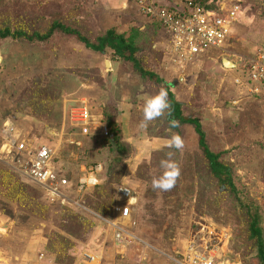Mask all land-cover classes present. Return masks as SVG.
Listing matches in <instances>:
<instances>
[{
    "label": "rangeland",
    "instance_id": "1",
    "mask_svg": "<svg viewBox=\"0 0 264 264\" xmlns=\"http://www.w3.org/2000/svg\"><path fill=\"white\" fill-rule=\"evenodd\" d=\"M239 1L242 13L225 48L180 60L138 0H0L1 30L42 33L59 22L93 43L114 30L135 47L141 66L161 78L142 76L109 46L96 51L61 29L44 41L0 37V147L8 120L19 140L50 143L56 164L74 184L61 186L72 199L79 197L74 186L84 169L99 165L101 171L100 183L77 207L52 200L12 167L16 155L0 152V264H184L190 255L214 264H264L251 231L256 215L264 238V99L235 85L240 70L224 64L227 58L243 65L264 53V0ZM166 86L183 114L201 121L234 188L216 177L194 126L177 120L171 107L139 126L145 98ZM85 104L93 126L105 124L103 115L118 124L123 152L113 138L94 140L72 126L82 120ZM172 120L179 126L169 131ZM173 133L183 148L169 147ZM169 152L180 168L176 184L170 191L153 189ZM17 154L29 159L24 151ZM120 184L138 199L132 218L121 222L135 237L127 248L116 245L107 222Z\"/></svg>",
    "mask_w": 264,
    "mask_h": 264
},
{
    "label": "built area",
    "instance_id": "2",
    "mask_svg": "<svg viewBox=\"0 0 264 264\" xmlns=\"http://www.w3.org/2000/svg\"><path fill=\"white\" fill-rule=\"evenodd\" d=\"M138 2L146 16L162 22L161 28L163 32L166 31L169 41L166 46L180 60L203 55L210 47L224 49L233 38L234 28L242 13V4L239 0H220L215 7H206L196 0H181L176 2V6H172L169 0H138ZM165 2L166 4H163ZM235 68L241 72L240 75L233 76L235 85H244L250 94L264 99V53L259 51L246 63L237 64ZM242 77H245V80ZM90 115L89 106L85 104L82 120L72 121V126L78 128L83 136H108L107 124H103L102 127L93 126ZM1 135L0 152L16 155L15 158H7L12 167L44 187L52 200H61L62 203L83 207L80 197H83L89 187L100 183L95 171L100 169L99 165L96 169H84V175L80 177L78 185L74 186L79 197L72 199L61 190V186H68L72 182L54 163L56 149L50 143L34 144L25 139L19 140L20 132L9 120L4 122ZM17 151L26 152L29 159L20 160ZM114 201L113 216L107 219V222L114 230L116 245L127 248L126 244L133 243L135 237L124 229L121 222L132 218L133 206L137 204L138 199L131 188L120 184L116 188ZM184 264H214V261L206 256L190 255Z\"/></svg>",
    "mask_w": 264,
    "mask_h": 264
},
{
    "label": "trees",
    "instance_id": "3",
    "mask_svg": "<svg viewBox=\"0 0 264 264\" xmlns=\"http://www.w3.org/2000/svg\"><path fill=\"white\" fill-rule=\"evenodd\" d=\"M169 1H171V0H169ZM196 1L198 3H200L201 5H204L206 7H215L219 3L220 0H210L208 2H207V0H196ZM153 20L158 22L160 27L162 26V22L159 19H153ZM57 29H61L66 33L75 34L81 41H83L86 44L87 47H90L96 51H104L105 47L109 46L110 48L114 49L115 52L118 53L120 56L133 61L136 69L139 70V72L142 74V76L148 77L149 79L155 80L159 83L161 82V78L155 72L143 68L141 66L140 61L137 60L133 56L132 53L135 52V50H136L135 47L132 44L124 41L123 37L121 35H118L117 33H115L114 30H110L106 35L98 38L97 43L91 42L88 38H86L84 35H82L79 30L68 27V26H66L62 23H59V22H53V24L50 26V28L48 30H46L45 32H42V33L35 31V32L30 34L26 31H22V30L12 31L11 28L6 27L4 30L0 29V37H2V38H7L9 36L14 37V38L25 37V38L29 39L30 41H33V40L44 41V40L49 39L56 32ZM126 51L130 52L129 55L125 54ZM165 89L168 91L169 103H170V107L174 113V117L177 120H180L182 123H187V124H191L194 126L197 134L199 135V145L203 148L206 156L208 157L213 173L216 175V177L222 183L226 182L232 188H234V182L232 180V176L230 174L229 167L227 165L223 164L219 160V155L217 153L211 151L208 147V144L206 142V135H205V132L202 128L201 121L196 117L185 116L182 112L181 104L175 99L174 94L171 91V89L168 86H166ZM103 121L107 124V126L109 128V135L108 136H99V135H97V136L96 135H85V136L92 138L94 140L113 138L114 141L116 142L118 149L121 152H123V148H122L123 144L119 140L118 124L111 118V116L106 117L105 115H103ZM1 141H2V139H1ZM56 159H57V156L55 154V157H54V163L55 164H56ZM97 166L98 165H91L89 168L96 169ZM57 168L59 170H61L58 165H57ZM95 171H96L97 176L100 178V172L101 171L100 170H95ZM82 175H84V173ZM96 185H98V184H96ZM96 185L89 187L87 189V191L84 192L83 197H85V195L89 191H91L94 187H96ZM135 206H133V210H134ZM251 231H252V234L258 238L259 253L261 255V258L264 260L263 232H262V227L259 225V218L256 215L253 216L252 221H251Z\"/></svg>",
    "mask_w": 264,
    "mask_h": 264
},
{
    "label": "clouds",
    "instance_id": "4",
    "mask_svg": "<svg viewBox=\"0 0 264 264\" xmlns=\"http://www.w3.org/2000/svg\"><path fill=\"white\" fill-rule=\"evenodd\" d=\"M170 108L168 100V91L165 88H161L160 91L154 95L146 97L143 106V119L140 122L141 128H146L148 122L160 117L165 110ZM179 126V122L176 120L170 121V129ZM169 147L177 150L183 148V140L178 133H173ZM167 158L161 159L160 167L163 169L159 176L152 178L151 186L153 189H159L161 191H170L176 184V181L180 174L179 164L171 159L172 153L166 154Z\"/></svg>",
    "mask_w": 264,
    "mask_h": 264
},
{
    "label": "water",
    "instance_id": "5",
    "mask_svg": "<svg viewBox=\"0 0 264 264\" xmlns=\"http://www.w3.org/2000/svg\"><path fill=\"white\" fill-rule=\"evenodd\" d=\"M226 61H227V63L228 64H226ZM224 64L226 65V66H232V67H236V63H234L233 61H231V60H229V59H227V58H224Z\"/></svg>",
    "mask_w": 264,
    "mask_h": 264
},
{
    "label": "bare ground",
    "instance_id": "6",
    "mask_svg": "<svg viewBox=\"0 0 264 264\" xmlns=\"http://www.w3.org/2000/svg\"><path fill=\"white\" fill-rule=\"evenodd\" d=\"M226 64H228V63H227V61H226ZM229 66H230V65H229ZM89 256H90V259H91V258H94V256H93V255H89Z\"/></svg>",
    "mask_w": 264,
    "mask_h": 264
},
{
    "label": "crops",
    "instance_id": "7",
    "mask_svg": "<svg viewBox=\"0 0 264 264\" xmlns=\"http://www.w3.org/2000/svg\"><path fill=\"white\" fill-rule=\"evenodd\" d=\"M235 29H236V27L234 28V32H235ZM72 113H73V111H72ZM3 125H4V123H3Z\"/></svg>",
    "mask_w": 264,
    "mask_h": 264
}]
</instances>
